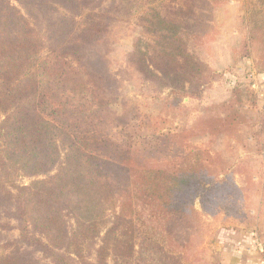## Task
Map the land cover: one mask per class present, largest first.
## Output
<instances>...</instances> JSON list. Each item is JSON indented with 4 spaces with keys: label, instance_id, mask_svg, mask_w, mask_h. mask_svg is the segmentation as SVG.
Segmentation results:
<instances>
[{
    "label": "trees",
    "instance_id": "trees-1",
    "mask_svg": "<svg viewBox=\"0 0 264 264\" xmlns=\"http://www.w3.org/2000/svg\"><path fill=\"white\" fill-rule=\"evenodd\" d=\"M136 1L0 0V218L15 219L20 230L0 264H38L34 251L49 264H109L110 257L114 264H195L204 242L198 202L204 215L247 220L243 191L220 154L189 141L238 132L246 121L241 87L206 107L208 124L199 129L149 130L133 124L132 108H114L121 85L106 58L116 27L110 16L145 6ZM151 1L139 22L146 36L135 37L128 61L149 89H169L165 103L176 107L217 77L191 46L214 39L215 9L230 0H193L176 19ZM243 24L241 55L264 72L263 11L243 16ZM98 45L106 51L95 57L89 46ZM62 146L65 161L52 173ZM19 171L39 178L19 185ZM99 238L91 261L86 247Z\"/></svg>",
    "mask_w": 264,
    "mask_h": 264
},
{
    "label": "rangeland",
    "instance_id": "rangeland-1",
    "mask_svg": "<svg viewBox=\"0 0 264 264\" xmlns=\"http://www.w3.org/2000/svg\"><path fill=\"white\" fill-rule=\"evenodd\" d=\"M145 1L147 0L135 2V7L138 4L145 5L136 11L134 8L124 6L115 15L109 12V15H114L110 17L116 27L112 37L105 42L111 49L106 52V58L112 73L119 78L121 85L120 96L114 108L119 113L122 112L123 105L132 108L133 124L142 122L143 127L146 126L149 130L174 132L179 129H199L208 124L206 107L229 101L235 87L242 88L244 104L239 107V111L246 117V121L237 125L238 132L230 135L204 132L191 137L189 141L194 146L220 154L224 160L223 166L230 173L229 176L243 191L248 217L246 221L241 222L226 217L222 211L216 215H204L198 202L197 208L202 226L199 237L204 242L199 248L200 260L195 264H264V120L261 115L264 108L258 103L255 91L253 58L243 57L240 49L248 32L243 24V16L251 17L253 11L257 9H261L264 13V0H230L215 9L217 34L214 39L206 43L198 45L192 43L191 49L216 72L217 77L204 88L200 97L186 96L176 107L165 103L169 89L164 88L162 91L149 89L128 61V53L133 49L135 37L146 36L143 27L139 25L143 9L150 5ZM192 1L153 0L151 2L157 5L166 17L176 19L180 16L178 11L187 8ZM110 3L107 2L108 5ZM22 10L27 12L23 8ZM96 13L101 15L102 11ZM89 48L95 57L97 52L106 51L102 45L89 46ZM47 53V50L43 51L38 61H41ZM5 115L6 113L0 112V121ZM137 145L141 146V144ZM187 151L191 149L187 148ZM170 153L175 157L179 151L172 148ZM66 154L67 149L62 146L60 162L52 173L57 172L62 166ZM223 176L224 173L221 174V178H224ZM36 178L39 177L19 171L16 174V183L29 185ZM11 190L15 192L14 189ZM68 222L70 228H73L74 220L68 217ZM19 236L17 221L11 217H1L0 254L11 252ZM100 240L99 238L86 247L87 257L91 261L96 259ZM32 257L38 261V264H49V259L41 252L34 251ZM109 264H114L112 257L109 258Z\"/></svg>",
    "mask_w": 264,
    "mask_h": 264
},
{
    "label": "crops",
    "instance_id": "crops-1",
    "mask_svg": "<svg viewBox=\"0 0 264 264\" xmlns=\"http://www.w3.org/2000/svg\"><path fill=\"white\" fill-rule=\"evenodd\" d=\"M256 81H255V91L258 98V103L261 108H264V72H254ZM263 110V109H262ZM262 120H264V111L261 112Z\"/></svg>",
    "mask_w": 264,
    "mask_h": 264
}]
</instances>
